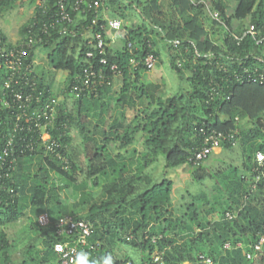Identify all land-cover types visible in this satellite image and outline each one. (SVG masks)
<instances>
[{
	"label": "trees",
	"instance_id": "16d2710c",
	"mask_svg": "<svg viewBox=\"0 0 264 264\" xmlns=\"http://www.w3.org/2000/svg\"><path fill=\"white\" fill-rule=\"evenodd\" d=\"M19 1L0 0V12L10 10ZM57 1L44 0L42 6H36L34 17L21 31L22 39L30 30L33 34L39 33L55 12ZM103 1L108 12L110 8L114 10L113 17L127 18L121 8L123 0ZM130 1L142 10V23L126 30L121 50L113 49L109 38L105 54L95 47L96 42H89L86 29H97L92 26L89 15L75 24L78 36H60L57 31H51L35 47L50 50L52 68L67 73L68 94H72L73 82L86 69L102 71L111 85L105 79L98 87L97 96L74 98L75 115L65 106H58L52 136L62 145L68 164L45 151L24 154L18 159L11 178L0 185V264H58L54 245L65 239L56 234L55 223L66 215L92 225L89 242L95 250L87 249L86 253L96 264H103L102 258L111 255L112 240L131 246L140 255L139 264H157V257L166 264H198L202 254L212 257L215 264H264V258L251 262L244 254V248L248 249L264 235V173L257 181L253 157L257 152L264 153V133L260 129L264 117V85L249 81L244 72V68L258 66L255 60L247 58L254 51V40L247 37L237 45L231 36L247 29L233 32V18L251 17V26L264 33V1L233 0L235 8L230 17L225 6L218 2L214 8L209 7L220 12L228 28L222 44L214 42L204 26L203 17L210 16L202 0L197 4L192 0H147V4L141 0ZM152 33L162 35L170 48L175 47L177 54H173V62H182L192 73L188 92L158 98L156 104L150 102L141 85V72L147 71L143 64L147 53L158 58ZM0 36L8 39L1 31ZM34 51L31 59L35 57ZM89 52L93 53L92 59L87 57ZM103 59L106 64H100ZM132 59L138 62L137 66L131 64ZM112 67H117L118 72L112 71ZM173 68L182 73L176 63ZM117 77L123 80L120 94L125 96L131 91L148 115L134 128L119 129L111 125L107 130L104 127L105 114L110 111L107 101L112 98ZM39 89L53 100L51 87L45 84L44 78L39 80ZM239 121H246L250 127L240 128ZM74 122L83 139L87 163V180L81 187L77 185L81 169L73 163L69 150L70 127ZM203 129L225 134L238 130L245 159L243 169L229 165L212 172L202 164L190 163L189 158L202 145ZM140 132L144 137L139 150L135 144ZM112 144H119L117 154L111 153ZM222 148L234 147L224 143ZM161 155L167 168L190 166L195 181L201 182L207 177L215 180L214 189L221 199L210 202L203 194L196 196L183 215H175L173 182L163 178L150 183L145 174ZM53 174L67 182L65 187L76 189H85L88 181L98 186L103 179L104 199L81 213L89 202L88 194L84 191L74 204L64 202L59 195L60 188L51 185ZM201 200L203 207L211 205L204 216L198 206ZM227 213L234 217L227 218ZM44 214L50 219L46 227L38 223ZM181 239L184 243L177 245ZM227 243L232 246L230 250L224 249ZM239 243L244 248L237 247ZM19 252L24 258L15 263L13 256ZM112 259L113 264H129L125 259Z\"/></svg>",
	"mask_w": 264,
	"mask_h": 264
},
{
	"label": "built area",
	"instance_id": "2783aa9c",
	"mask_svg": "<svg viewBox=\"0 0 264 264\" xmlns=\"http://www.w3.org/2000/svg\"><path fill=\"white\" fill-rule=\"evenodd\" d=\"M44 0H39L42 6ZM103 0H58L56 10L50 20L33 34L30 30L24 39L11 42L0 36V185L9 180L17 169L18 159L24 154H35L45 151L54 156L55 159L68 164V160L62 154V145L52 136L55 129L58 110L51 96L45 97L44 92L39 89V76L37 66L39 65L36 57L31 59V54L38 44L44 42L51 31H57L60 36H78V29L75 24L78 20L92 16V26L85 32L89 42H96L95 47L105 54L108 44L106 43L109 32L116 33L123 29L125 23L118 18H106ZM207 12L212 20L225 27L220 12L212 11L207 6ZM237 45L247 38L254 40V51L247 58L256 61L253 68H244L249 81L264 85V33L255 26H250L240 35H231ZM38 49H35L34 53ZM87 57L92 59L93 53L89 52ZM157 63V57L151 52L144 58L146 70L151 71ZM100 64H106L101 60ZM131 64L137 66L138 62L132 59ZM112 71L118 72L117 67H112ZM105 73L85 70L83 75L76 78L71 87V93L75 99H82L88 95L98 94V87L102 86L105 80ZM99 81V82H97ZM107 85H111L106 79ZM238 121V118L236 119ZM203 134L202 145L193 152L189 162L195 166L201 165L211 155L213 149L222 147L224 143L235 147L239 144L238 130L231 134L223 132L201 130ZM264 154L257 152L255 156V172L257 181L264 173V161H258L257 155ZM226 217L231 219L234 216L230 213ZM92 225L78 219L72 215H66L55 223L56 234L65 239L54 245V252L58 257V264H73L77 253L87 249L94 251L95 247L89 242L92 236ZM129 240V238H128ZM237 247L244 248L241 243ZM230 243L225 244L224 249L230 250ZM244 254L248 261L253 262L259 257L264 258V235L249 246L244 248ZM157 264H166L159 257L156 258ZM198 264H215L212 257L207 254L199 256Z\"/></svg>",
	"mask_w": 264,
	"mask_h": 264
},
{
	"label": "rangeland",
	"instance_id": "374dc122",
	"mask_svg": "<svg viewBox=\"0 0 264 264\" xmlns=\"http://www.w3.org/2000/svg\"><path fill=\"white\" fill-rule=\"evenodd\" d=\"M147 4V0H141ZM194 3H198L200 0H192ZM208 7L214 8V3L218 2L225 6L228 10L227 15L230 17L233 14L235 8V2L233 0H202ZM260 1V0H259ZM264 1V0H262ZM39 0L33 3V0H20L13 8L8 11L0 12V31L11 41L16 42L22 38V29L30 22L34 17L36 6H38ZM121 8L126 14V19H122L125 26L130 25L132 28L140 26L142 23V10L137 6L135 2L130 0H123ZM108 14L112 17L114 10L109 9ZM121 19V18H119ZM204 26L212 40L218 44H222L226 35L224 31L226 28L212 20L205 15L203 17ZM252 24L251 17L245 20L231 19V29L233 32H238L248 28ZM126 28L115 33V38L110 40L111 47L115 50H121L125 44L124 36L126 34ZM151 39L155 42V50L158 53L157 63L151 71L141 72V85L150 96V102L156 104L158 98L167 99L170 97L178 96L181 93H186L190 90L191 84L189 79L192 77L191 71L184 67L182 62H173V54H177L175 47H169V43L166 42L162 35L156 33L150 34ZM176 44H174L175 46ZM50 50L39 48L36 52V59L39 63L37 66V73L40 78H44L46 85L51 87V93L53 94V100L57 106H65L69 112L75 115V100L72 94L66 92V80L67 73L62 71H55L49 60ZM180 67L182 73L177 72L173 68V64ZM123 88V80L121 77L115 79L112 98L107 101L110 106L109 113L105 114L106 124L104 127L108 130L111 125H115L119 129L134 128L140 122H144L147 115L145 113V107L141 106L139 100L135 95L129 91L128 94L122 96L121 89ZM121 100V101H119ZM240 128L250 127L246 121L238 122ZM70 131L71 143L69 146L70 154L72 156L73 163L81 169L80 176L78 177L77 185L80 187L86 183V168L87 163L84 155L83 139L79 133L76 123H72ZM260 129L264 133V117L260 121ZM144 135L140 132L137 136V142L135 147L142 149ZM110 151L112 154H117L120 151L119 144L110 145ZM242 148L240 144H237L233 149H227L218 147L213 149L209 158L202 163V166L209 171L215 172L220 169L227 168L229 165H235L243 169L245 162L242 156ZM255 157V154L253 155ZM254 161V160H253ZM193 169L188 166H181L177 168H167L165 163V157L161 155L159 159L149 167L145 174L147 181L159 182L163 178H167L173 182V211L175 215H183L188 205L193 203V199L196 196L205 195L210 202L213 199L220 198V194L215 191V180L207 177L203 181H195L191 175ZM246 174L247 171H244ZM105 181L99 180V185L94 186L92 181L87 182L85 189H76L75 187H65L67 182L56 174L52 175L51 185L60 188V198L68 203L74 204L77 202L81 194L85 191L88 194L89 202L86 205V209L81 213H86L88 207L94 203H100L104 197L102 195V187ZM198 206L201 208V215L204 216V211L210 208L211 205H205L204 201L198 202ZM42 222L47 223L45 217L41 218ZM112 240V258L125 259L127 263L139 264L140 255L131 247L122 243H114ZM184 240H177V245H182ZM22 248V247H21ZM20 248V249H21ZM22 252V250L20 251ZM13 256L15 263H20L24 255L21 253Z\"/></svg>",
	"mask_w": 264,
	"mask_h": 264
},
{
	"label": "clouds",
	"instance_id": "9594fccd",
	"mask_svg": "<svg viewBox=\"0 0 264 264\" xmlns=\"http://www.w3.org/2000/svg\"><path fill=\"white\" fill-rule=\"evenodd\" d=\"M258 161H264V154L257 155ZM103 264H113L111 255H106L102 258ZM73 264H96L94 261H90L86 252H79L75 255Z\"/></svg>",
	"mask_w": 264,
	"mask_h": 264
},
{
	"label": "crops",
	"instance_id": "0c3cea01",
	"mask_svg": "<svg viewBox=\"0 0 264 264\" xmlns=\"http://www.w3.org/2000/svg\"><path fill=\"white\" fill-rule=\"evenodd\" d=\"M104 15H105L106 18H115V17H113V16L111 17V16L108 14V11L105 12ZM125 28L128 30L129 28H131V26H130V25H127ZM107 38H109L110 40L114 39V38H115V33L109 32V33L107 34ZM110 46H111V43H110ZM42 217H45V218L47 219V223L41 221V218H42ZM38 223L41 224L43 227L48 226V225L50 224V219H49L48 215H47V214L41 215L40 218H39V220H38Z\"/></svg>",
	"mask_w": 264,
	"mask_h": 264
}]
</instances>
